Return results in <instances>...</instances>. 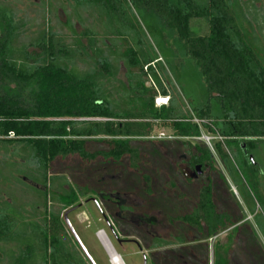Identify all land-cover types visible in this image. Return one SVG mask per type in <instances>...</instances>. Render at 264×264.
<instances>
[{"label": "trees", "instance_id": "1", "mask_svg": "<svg viewBox=\"0 0 264 264\" xmlns=\"http://www.w3.org/2000/svg\"><path fill=\"white\" fill-rule=\"evenodd\" d=\"M124 1L148 15L158 30L167 28L178 49L195 61L214 103L205 102L193 111L198 119L208 121L203 123L206 130L224 138L215 145L221 158L227 157L225 145L231 150L237 147V138L264 136V69L253 46L244 42L228 0ZM73 2L78 9L73 7L74 15L68 11L69 18L79 22L85 21L76 11L81 5L125 13L120 0ZM13 15L8 9L0 10V24L4 25L0 41V145L7 146L5 150L13 146L14 158L22 154L23 164L10 163L12 168L29 166L18 174L44 186L50 183V190L62 191V195H50L51 202L60 208L53 206L47 213L49 193H43L45 212L39 221L27 217L28 210L17 207V213L16 204L0 201V243L19 246L8 264H89L68 237L61 220L64 210H77L81 196L105 193L115 186L144 199L149 211L174 210L172 203L162 205L164 200L158 195L161 186L170 184L167 191H173L174 179L181 176L177 167L180 159L192 165L211 164V154L191 141L200 137L201 129L175 98L169 99L168 106L155 107L158 93L145 86L144 67L148 66L161 94L167 96V92L152 72L155 60L141 39L127 44V50L112 60L113 54L94 50V41L89 47L80 46L76 36L65 39L42 26L34 39L22 43L13 28ZM195 19L206 20L208 32L204 36L192 31ZM31 45L40 49L38 55L29 52ZM96 60V67H92ZM120 61L141 75L129 73L124 83L118 78ZM83 62L87 67L81 70ZM157 128L171 129L175 139H156ZM226 161L237 178L231 162ZM119 175V180L101 181L105 176ZM63 185L71 190L63 191ZM213 190L212 184L201 189ZM168 201L174 202V198ZM199 206L209 213V202ZM109 212L113 214L111 209ZM195 217L185 221L200 224V216L195 213ZM19 226V232L14 233Z\"/></svg>", "mask_w": 264, "mask_h": 264}, {"label": "rangeland", "instance_id": "2", "mask_svg": "<svg viewBox=\"0 0 264 264\" xmlns=\"http://www.w3.org/2000/svg\"><path fill=\"white\" fill-rule=\"evenodd\" d=\"M61 1L56 0V2H54L55 5L53 4V6L50 8L48 0H0V10L8 9L11 11V14H14L13 28L16 29L15 31L17 33L18 40L22 43L28 39H34V33L40 31L41 29L43 30L41 26L46 30L48 28L53 29L54 32L60 33L61 36L65 39L69 38L71 40H74V36H76L80 42V46L84 45L85 47H89V45L92 44V41H94V44L96 45L94 46L95 51L104 50L105 52H107V54H113L114 56L115 54L118 55L120 52H125L127 50V44H132L133 40L141 39L144 42L146 49H148L149 54L153 56L155 60L151 64L152 72H155L161 80L162 88L166 90L167 96L161 94V89L153 81V77L150 74L148 66L144 67V74H142V80L145 82V86L153 87L158 95H161L162 97H169V99L175 98L178 101V104L183 107L182 110L184 114L187 115L188 118H192V121L194 123L199 124V127L201 129L200 136L207 135L209 137H216L213 142L215 145L222 142L216 134H213L204 128L201 120L196 117L193 111L194 109L201 108L205 102L209 101L210 103H212L213 101L205 87L195 61L191 57L183 54L178 49V46L175 45L176 43L174 42V38L170 33H168L169 31L167 28L161 27L162 29L158 30L159 27L151 22L148 15H146L143 11L134 9L131 5L129 7L124 0H120V3L124 6L125 10V13L123 15L113 14L109 12L108 9L102 10L101 7H98L95 10V8L91 9L90 7H84V5H81L79 10L76 11L79 12V19H84L85 21H73L72 24V20L69 18L68 10L71 9L74 15V13H76L74 9H78V7H76V5L67 7L69 3H67L66 0ZM228 2L231 11L236 18V23L243 33L244 42L248 45H252L255 51L260 54L261 62L264 65V19L260 16V14L257 13V10H259V7L257 6L258 3L261 5H264V3H262V1L257 3V0H228ZM64 8H66V10ZM1 22L2 18L0 17V23ZM67 23H69V25H71L72 27L69 28V25H66ZM24 25L25 27H23ZM23 29H25L26 31L23 34L19 33ZM191 29L197 36H204L208 32V25L206 20H192ZM87 35L90 36L87 37ZM3 36L4 25L0 24V41ZM93 39H95L96 41ZM105 42L108 43V45ZM34 47L35 46L32 45L29 46V52L32 54V56H36L40 53V49H35ZM105 47H107V50ZM114 56L112 57V60L116 59V56ZM121 61L119 62V69L121 70L120 78L124 83L127 73H131L134 77L141 75V72L138 69L129 68L126 63ZM86 64L87 63L83 62L79 65L81 70L87 67ZM91 64L92 67H96L97 60L93 61ZM127 70L129 71L127 72ZM169 103L170 101L168 102V105ZM172 135L173 131L169 128H157L155 129L154 133V137L156 139L161 137L171 140L174 139ZM191 141L199 142L203 147L209 150L207 144L199 140L198 137H196L195 139H191ZM5 147L7 146L0 145V172L2 173L1 176H5H0V184H4V181L11 178V176L15 174H18L19 170H25L29 168V166L27 165L21 166L20 169L12 168V165L10 163H22V154L19 158H14L12 156L13 146L8 147L7 150H5ZM17 149L20 150L19 147ZM257 160L260 161V158H258ZM216 166L217 171H220L226 176V170L224 169L223 165L219 163V161L216 162ZM240 174L245 189H242L239 186L237 179L238 176L237 178H235V175H230V181L236 187L234 188L237 189L238 192H240L243 198L242 201L245 210V217L254 214L256 207L258 208L256 209V211L258 212V217L255 219L249 218L248 223L249 225H251L252 230L255 231L254 233L256 237L259 240H264V196L259 190L255 188L253 181L249 176L246 175L243 169H241ZM120 176L121 175H119V177ZM262 176H264V172ZM117 177L118 176H116V178ZM103 179L107 181L108 179H110V177L105 176L101 179V181ZM73 185L72 187H74ZM228 185L229 190H231V192L232 190L233 192H235L233 187L230 185V182L228 183ZM13 187L10 186L9 183V185L4 186L2 189L0 185V190L4 192L8 191V195H2L0 199L4 201H7L8 199L13 200L16 206L19 204L17 207L20 206V210L24 209V206L26 208H30L31 206H28V204L23 205V203H21V195H18L19 187ZM67 190L70 191L71 188L68 186ZM116 190L121 189L120 187L115 186L114 188H109L107 191H109L108 193H112V191ZM251 191H253V199L255 202L253 201L251 194L249 195V199L251 202L248 201L243 194L244 192L248 193ZM134 196H129V198H131L126 199L122 204L126 203L127 205L130 203L131 205L133 204L136 207H141L143 204L140 202V200H138L139 198H136ZM92 198H95L92 194L81 196L79 208L77 210H73L68 218L75 231L79 235L80 239L82 240L83 244L89 250L95 261L98 264H110L108 254L103 248V244L97 237V233L103 231V234L108 237L110 243L113 245L116 252L119 254L125 264H143V255H150V253H147L144 249L143 251H140V247L144 246V234L141 232V230L133 227L128 222L121 220V217L127 219L125 213L122 211H118L117 213L114 207L111 208L113 214H110V217L108 215V205H105V201H103L108 199L100 200L96 198L105 215L109 219L108 226L104 221V218L98 211L96 205L91 202ZM111 200L117 201L114 198ZM181 203L182 202H180V204ZM32 208L33 206L31 207V209ZM19 209L16 210L17 213L20 211ZM69 209L71 208H68L66 210ZM137 212H140V210H137ZM116 213L117 216L115 215ZM113 216H115L118 222H120L119 226L115 222ZM64 227L67 231L68 237L76 245L79 253L84 256L66 224H64ZM19 229L20 226L14 231V233L17 234V231L19 232ZM113 231H116L120 243L115 237ZM162 233L165 234L164 236L167 239H171V236L178 234L176 230L170 228L168 231L165 229ZM168 235H170V237H166ZM133 242H136V244H134ZM213 243L214 242L209 243L210 246L207 247L209 261H207L206 264H213V259L211 258ZM137 245L139 246V248ZM18 247L19 246H17L16 244L0 243V264H8L10 256L12 257V254H17L19 250ZM165 251L167 253L166 255H170L172 257L173 254L171 248H167Z\"/></svg>", "mask_w": 264, "mask_h": 264}, {"label": "flooded vegetation", "instance_id": "3", "mask_svg": "<svg viewBox=\"0 0 264 264\" xmlns=\"http://www.w3.org/2000/svg\"><path fill=\"white\" fill-rule=\"evenodd\" d=\"M48 1L49 6H53L54 2H56V0ZM260 1L264 3V0H257V3ZM66 2L69 3L67 6H70V4L72 6L75 5L73 0H66ZM257 6L259 7L257 13L264 19V5L258 3ZM66 25H68V23ZM261 67L264 69L263 64H261ZM120 74L121 70L118 72L119 79H121ZM127 75L125 76V82H127ZM237 139V147H233L231 150L225 145L224 151L227 157L221 158L220 156L219 163H221L226 170V176L220 171H217L214 158V155L216 156L217 153L215 144L213 151L210 149L208 150L211 154V164L201 165L203 174L199 175L197 178H193L197 165L188 163L184 158L180 159L177 167L182 175V179H174L176 186L172 188L173 191H167V189L171 187L170 184H168L169 187L168 185L161 186V191L158 193L161 199L164 200L162 205L165 207L172 203L171 205L175 207L174 210L167 207L156 211H149L147 207L148 204L144 199L122 191V189L112 191V193H108L109 191H107L105 193L93 195L95 198H92L91 202L96 205L108 226L109 219L96 198L100 200L110 199L109 201L103 200L105 201L104 204L108 205V209L114 207L117 213L118 211L124 212L127 219L121 217V220L141 230L144 234V246L140 247V251L144 249L147 253H150V255H143V264H206L207 261H209L207 247L210 246L209 243L212 242H214L212 246L213 250L211 251L213 264H264V240H259L256 237L255 231L252 230L251 225L248 223L249 218L255 219L258 217V212L256 211L258 208L256 207L254 214L245 217L243 198L240 192H238L237 189L236 193L233 192V190L232 192L229 190L228 183L231 182V176L227 171L228 166L226 163V159H229L235 166L236 174L238 175V183L242 189L245 188L242 177L240 176L241 169L245 171L246 175L253 181L255 188L264 196V176H262L264 172V136ZM221 141L224 142V138H221ZM249 141H252V144ZM258 158H260V161L257 160ZM21 162V164L24 163L23 161ZM15 169L20 168L16 167ZM11 177L20 180L23 184L17 183L13 178L8 177L9 179L4 181V184H0L1 188L3 189V187L9 185V183L12 187H19L18 195H21V203H23V205L28 204V206L31 205V207H35L33 211L31 207L26 208L24 206L22 211L28 210L30 213L28 215L23 213V215L29 218L31 217V220L35 221L43 218L41 215L45 212L43 207V193L45 192L49 193L47 213L51 211L53 206L55 210L60 208L59 204L51 202L50 195L53 193L62 195V191H57V189L54 191V188L50 190V183L44 186L39 181L31 180L27 175L15 174ZM119 178H121V176L117 178L116 176L110 177L107 181L112 179L119 180ZM179 179L181 181H179ZM211 184L214 189L212 192L201 191V189ZM67 189L68 185H63L62 190L67 191ZM7 192L8 191L4 192L0 190V198L2 195H8ZM243 194L248 201H250V194L253 199V191L248 193L244 192ZM131 195L139 198L138 200H140L143 205L141 207H136L130 203L127 205L126 203L122 204L126 199H130L131 197L129 198V196ZM170 197L174 198V202L168 201ZM113 198L117 201L111 200ZM0 201L2 203L4 202L2 199H0ZM5 202H8L10 205L15 204L11 199L5 200ZM180 202L182 203L180 204ZM207 202H209V213L206 212L207 209H205V207L203 208L204 210L200 208V206L198 207V203H200V205H207ZM14 206L17 210V206ZM18 208H20V206ZM134 209H142V211L137 212ZM66 211L67 210H64L61 214L63 224H65L64 213ZM38 213H40V215ZM117 213L115 214L116 216ZM195 213L200 216V224H192L185 221L186 218H194ZM108 215L110 216L109 212ZM169 228L176 230L178 233L171 236V239L165 238V234L162 233L165 229L168 231ZM28 231V233L31 232V230ZM113 232L114 235H117L116 231ZM166 237H170V235ZM133 243L136 244V242ZM153 246L155 248H152ZM167 248L172 249V254L174 256L172 255L171 257L170 255H166L167 253L165 250Z\"/></svg>", "mask_w": 264, "mask_h": 264}, {"label": "water", "instance_id": "4", "mask_svg": "<svg viewBox=\"0 0 264 264\" xmlns=\"http://www.w3.org/2000/svg\"><path fill=\"white\" fill-rule=\"evenodd\" d=\"M195 174L193 176V178H197L199 175H202V166L201 165H197L195 167ZM75 208H71L69 210H67L64 213V219H65V224L66 226L69 228V231L71 232L74 240L76 241L77 245L79 246V248L81 249L83 255L85 256V259L88 261L89 264H98L95 259L92 257L91 253L89 252V250L86 248V246L83 244L82 240L80 239L79 235L77 234V232L75 231L74 227L72 226L71 222L69 221V214L74 210ZM115 237L118 239V235H115ZM118 242L120 243L119 239Z\"/></svg>", "mask_w": 264, "mask_h": 264}, {"label": "built area", "instance_id": "5", "mask_svg": "<svg viewBox=\"0 0 264 264\" xmlns=\"http://www.w3.org/2000/svg\"><path fill=\"white\" fill-rule=\"evenodd\" d=\"M168 102H169V97H162L161 95H158L156 98H155V101H154V104H155V107L159 108V107H162V106H168ZM201 123H207L208 124V121H201ZM199 125V124H198ZM218 136V135H217ZM161 138V137H160ZM218 138H220L218 136ZM199 140L203 141L205 144H207L208 148L213 151V147H214V140L216 139V137H209L207 135H201L200 137H198ZM221 139V138H220ZM235 193H236V190L234 189ZM104 233L103 231H100L99 233H97V237L99 239V241L102 243V238H101V234Z\"/></svg>", "mask_w": 264, "mask_h": 264}, {"label": "bare ground", "instance_id": "6", "mask_svg": "<svg viewBox=\"0 0 264 264\" xmlns=\"http://www.w3.org/2000/svg\"><path fill=\"white\" fill-rule=\"evenodd\" d=\"M103 248L108 254L110 264H125L105 234H101Z\"/></svg>", "mask_w": 264, "mask_h": 264}, {"label": "crops", "instance_id": "7", "mask_svg": "<svg viewBox=\"0 0 264 264\" xmlns=\"http://www.w3.org/2000/svg\"><path fill=\"white\" fill-rule=\"evenodd\" d=\"M67 7H69V6H67ZM69 9V8H68ZM69 12H71V9H69L68 10ZM10 10H8V14H10ZM73 21H75V20H73L72 19V24H73ZM76 22H79V21H76ZM68 25H69V23H68ZM257 53V52H256ZM258 54V53H257ZM258 57L260 58L261 56H260V54H258ZM261 59V58H260ZM261 64H263L262 62H261ZM195 139V138H194ZM197 143H199V142H197ZM200 144V143H199ZM201 145V144H200ZM214 158H215V161L217 162V161H219L220 162V155L218 154V153H216V156L214 155ZM231 162V161H230ZM221 164V163H220ZM231 164H232V162H231ZM222 165V164H221ZM232 167L234 168V172H235V174H236V169H235V166L232 164ZM228 172H229V174L231 175V173H230V171H229V169L227 170ZM237 175V174H236ZM182 176V175H181ZM179 177V178H181L182 179V177ZM238 176V175H237ZM179 181H181L180 179H179ZM230 185L233 187V189H235L234 187V185H233V183L232 182H230ZM236 190V189H235Z\"/></svg>", "mask_w": 264, "mask_h": 264}]
</instances>
